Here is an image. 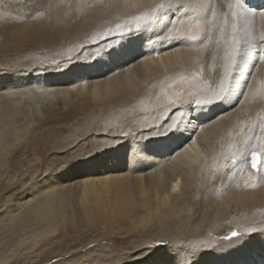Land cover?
<instances>
[{
	"label": "rangeland",
	"instance_id": "1",
	"mask_svg": "<svg viewBox=\"0 0 264 264\" xmlns=\"http://www.w3.org/2000/svg\"><path fill=\"white\" fill-rule=\"evenodd\" d=\"M106 1L0 0V264L142 263L159 251L172 256L179 250L189 251L187 262L197 253H212L213 264H228L234 254L240 260L242 254L221 248L242 236L253 243L264 233V202L242 213V206L220 197L219 174L230 175L234 195L244 191L239 185L243 175L264 185V121L253 119L247 127L240 122L229 138L215 142L211 155L204 152L210 162L193 183L197 195L184 198L170 212L158 205L160 183L150 174L156 164L142 162L145 146L166 144L159 129L176 130L188 101L198 107L223 95L215 96L221 81L204 47L224 11L204 13L201 1L187 6L192 0H145L107 18ZM153 7L155 21L145 14ZM173 7L185 11L176 40H183L187 22L192 26L199 70L194 65L177 76L173 81L180 88L168 79L152 78L136 80L128 92L103 85L105 90L95 97L92 89L108 76L100 73L95 59L140 40L150 46L156 39L163 43V26ZM209 81L216 87L207 86ZM216 151L224 158L217 168ZM117 152L124 157L119 165L127 168L106 173L108 156L114 158ZM81 162H90L92 178L83 184L84 175L79 174V183L69 187L66 176ZM131 162L137 164L130 168ZM114 181L113 188L109 182ZM182 190L180 181L177 193ZM111 201L112 207L107 204ZM59 204L62 219L60 212L53 213V205ZM98 215L105 218L99 222ZM233 232L238 235L233 237ZM258 240L248 249L260 246L256 254L250 249L260 262L264 241Z\"/></svg>",
	"mask_w": 264,
	"mask_h": 264
},
{
	"label": "bare ground",
	"instance_id": "2",
	"mask_svg": "<svg viewBox=\"0 0 264 264\" xmlns=\"http://www.w3.org/2000/svg\"><path fill=\"white\" fill-rule=\"evenodd\" d=\"M144 1L145 0H107L104 6L105 17L108 18L111 13L118 17L123 14L121 10L124 6L129 5L130 7H137ZM197 1H201L202 11H204V13L208 11L214 14V12L219 10L224 11V15L218 24L217 31L214 35L212 34V36H209L205 40L206 47H204L210 58L213 59L212 63H215L216 78L219 77L218 82L221 81V84L224 82L225 65L228 62L226 60V55L232 48L231 42L233 36H235L236 41H238L237 44L240 54L236 57V65L233 68V74L227 82V96L224 97V93H222L223 95L215 100V102H210L198 107H191L190 105L192 103L188 101L183 107V110H181L180 115L182 117L179 118L180 115H178L181 121L177 125L176 130H171V128L166 130L162 127L159 129V134L161 135L163 133V139H165L166 144H160L158 147H151L149 144L143 149L144 157L142 158L143 161L141 160L143 164L150 163L149 165H151V167L153 166L152 164H156L155 168L150 171V174L155 176L160 183L157 191L158 193L156 194L159 198L158 205L167 208L169 212L172 211V208L176 207L177 204L184 202V198H195L196 192L193 191L196 187L193 186V183H195L196 176H198L199 171L207 161V156L204 155V152L211 155L215 142L223 139V136L229 138L238 130V124L240 122L247 127L250 122H253V119H257V124L259 119L262 122L264 121V0H192V2H187V6H191ZM207 8L210 9L207 10ZM154 9V7L147 9L145 14L148 15L149 18L152 16L155 21L156 16L153 13ZM184 13L185 11L180 10V8L176 9L173 7L168 18L165 19V25L163 26L164 32L166 33L163 43L156 39V43L150 46L146 44L147 40H140L129 47H122L119 53H115L110 57H102L103 55L98 56L95 60H97L96 64L100 66V73L105 72L108 76L104 79L105 82L103 84L95 85L96 89H92V91L96 90L95 92L97 95L95 97H98L99 94L105 90L104 86L106 89L111 88V91L114 86L117 87L120 92L121 90L128 92L135 87L136 80L145 83L146 80L152 78L163 79L164 81L168 79L169 82L174 83L175 88H180L182 84L175 83L173 80H176L179 75L186 74L187 71L190 70V67L194 65L197 66L196 68L199 70L198 65L200 64L197 57L198 51L195 49V45L191 44L192 30L190 28H192V26L189 25L188 22L186 23L187 28L181 32L183 40H176L178 25L183 18L180 14ZM48 35L52 38L51 34ZM220 36H222V38H220ZM160 40H162V38ZM258 57H260L259 61ZM123 59L126 61L121 63ZM208 85L216 87L213 81H209L207 86ZM245 90L246 94L243 96L241 93ZM218 101L223 103L217 106L216 104ZM261 104L262 107H260ZM131 150L136 151L134 150V144ZM141 154L143 155V153ZM120 155L121 153L117 152L114 158L108 156L106 167L104 168L106 173L112 172L114 167V171L127 168L126 165H119L123 160L122 158H124ZM216 155L218 160L216 161L217 165L213 163L215 168H217L221 161H223L222 159H224H220L221 156L219 157L218 151H216ZM251 156L253 157V155ZM244 159L245 156L243 157V160ZM135 164L133 162L129 163L130 168H133L131 166ZM77 166H79L77 171L71 172L66 176V179H68L66 184H68L69 187H74V185L79 183V181H76L77 175L79 174L84 175L85 179L81 181L83 184L89 182L92 178L93 172L90 169V162H81ZM218 171L219 169L214 171V173L217 178L219 175L223 178V183H220V197L222 200L225 199L227 202L231 201L236 205L242 206L243 209L240 211L242 213L246 212V214L249 209L252 210L251 208H255V205H257L256 203L261 204L264 202V185L261 187L257 183H250L251 180H253L251 175L242 176L241 182H239L241 184L239 185L244 187V191H242L243 193L241 192V194L238 193L234 195L232 187L235 183L229 179L230 175L227 173L218 175ZM262 175L263 174L259 175L260 180L263 178ZM180 181L184 185V191L182 190L180 194H178L177 189ZM114 182H109V184H112L111 186H113V188V184L117 185V182ZM120 183L122 182L120 181ZM119 187L120 186H118V188ZM115 189H117L116 186ZM251 197L253 199H251ZM54 198L55 200L63 199L61 197ZM187 201L185 200V202ZM107 204H110V207H112V201ZM61 206L60 204L59 207L53 205V213L57 211L60 212V219H62L63 213L61 211ZM35 211H37V209ZM170 215L172 214L170 213ZM63 217L65 218V215H63ZM103 217L102 215H98L99 222ZM174 223H172V225H174ZM212 226L214 228L215 225ZM260 235L261 236H256L254 238L253 243L251 240H248V237L243 240L245 236H242L243 238L240 237L236 239L235 242L233 240V243L224 245L221 249H225V252L232 249L234 253L245 255H238L240 260L238 259L235 261L238 257L234 254V260H231L228 264H264V254L260 258L261 263L254 259V256L251 257L250 254V249L254 254L259 252L260 246L248 249L249 245L258 243V238L264 241V233ZM188 252L189 251L184 252L179 250L174 252V255L169 256L170 253L167 255V253L159 251L152 261L142 263L128 261V264H155L156 261L160 264H181L182 260L183 264H191L193 260L192 264H213L211 263L213 260L212 258H214L212 257V253H197L192 257L191 262H187V260L184 261V257H186ZM216 264L218 263L216 262Z\"/></svg>",
	"mask_w": 264,
	"mask_h": 264
},
{
	"label": "snow or ice",
	"instance_id": "3",
	"mask_svg": "<svg viewBox=\"0 0 264 264\" xmlns=\"http://www.w3.org/2000/svg\"><path fill=\"white\" fill-rule=\"evenodd\" d=\"M231 43H232V48L228 52V54L226 55V60L228 62L225 65L224 82L220 85V91L215 94L218 97L220 96L221 93L227 91V82H228L230 76L232 75L233 68L236 65V56L238 54H240V50L238 48H236L237 41L235 39V36H233ZM259 59H260V57H258V61H259ZM253 161H255V153L253 154ZM252 167L253 168L256 167L255 162H253ZM237 235L238 234L235 232L232 233L233 237H235ZM146 254H147V251L140 253L141 257L145 256Z\"/></svg>",
	"mask_w": 264,
	"mask_h": 264
},
{
	"label": "water",
	"instance_id": "4",
	"mask_svg": "<svg viewBox=\"0 0 264 264\" xmlns=\"http://www.w3.org/2000/svg\"><path fill=\"white\" fill-rule=\"evenodd\" d=\"M255 158H257L256 154H255ZM254 162H255V164H256V166H257V165H258V161L255 160Z\"/></svg>",
	"mask_w": 264,
	"mask_h": 264
}]
</instances>
